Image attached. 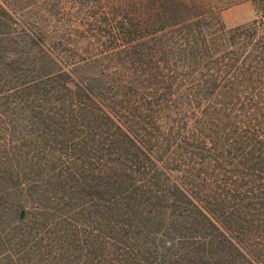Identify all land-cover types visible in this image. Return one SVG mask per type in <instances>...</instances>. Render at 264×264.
I'll list each match as a JSON object with an SVG mask.
<instances>
[{
	"label": "trees",
	"instance_id": "16d2710c",
	"mask_svg": "<svg viewBox=\"0 0 264 264\" xmlns=\"http://www.w3.org/2000/svg\"><path fill=\"white\" fill-rule=\"evenodd\" d=\"M231 3L0 0V264H264V24Z\"/></svg>",
	"mask_w": 264,
	"mask_h": 264
},
{
	"label": "rangeland",
	"instance_id": "374dc122",
	"mask_svg": "<svg viewBox=\"0 0 264 264\" xmlns=\"http://www.w3.org/2000/svg\"><path fill=\"white\" fill-rule=\"evenodd\" d=\"M65 6L62 12L66 15H69L70 12L75 9L69 4ZM88 7H91L92 10L96 9V6L91 4L84 6L86 9H88ZM18 12L20 11L17 10V13ZM261 12L264 13V0H232V3L220 12V18L227 27H232L251 20L257 21ZM67 19H69V17H67Z\"/></svg>",
	"mask_w": 264,
	"mask_h": 264
},
{
	"label": "built area",
	"instance_id": "2783aa9c",
	"mask_svg": "<svg viewBox=\"0 0 264 264\" xmlns=\"http://www.w3.org/2000/svg\"><path fill=\"white\" fill-rule=\"evenodd\" d=\"M258 23H263L264 24V13H260L258 18H257Z\"/></svg>",
	"mask_w": 264,
	"mask_h": 264
},
{
	"label": "crops",
	"instance_id": "0c3cea01",
	"mask_svg": "<svg viewBox=\"0 0 264 264\" xmlns=\"http://www.w3.org/2000/svg\"><path fill=\"white\" fill-rule=\"evenodd\" d=\"M248 21V20H247Z\"/></svg>",
	"mask_w": 264,
	"mask_h": 264
}]
</instances>
